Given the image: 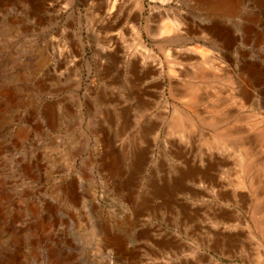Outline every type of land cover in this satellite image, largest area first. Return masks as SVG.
I'll list each match as a JSON object with an SVG mask.
<instances>
[{
	"label": "rangeland",
	"instance_id": "374dc122",
	"mask_svg": "<svg viewBox=\"0 0 264 264\" xmlns=\"http://www.w3.org/2000/svg\"><path fill=\"white\" fill-rule=\"evenodd\" d=\"M217 1L0 0V264H264V0Z\"/></svg>",
	"mask_w": 264,
	"mask_h": 264
},
{
	"label": "bare ground",
	"instance_id": "6f19581e",
	"mask_svg": "<svg viewBox=\"0 0 264 264\" xmlns=\"http://www.w3.org/2000/svg\"><path fill=\"white\" fill-rule=\"evenodd\" d=\"M107 1H110V0H107ZM231 4H232V0H219L217 2H213V4H210L209 6H212L215 9H222V8L224 9V8L231 6Z\"/></svg>",
	"mask_w": 264,
	"mask_h": 264
}]
</instances>
